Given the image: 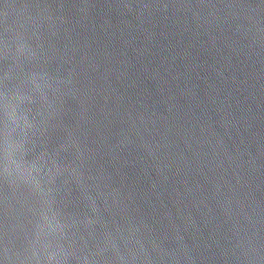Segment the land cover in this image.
<instances>
[{
  "label": "water",
  "instance_id": "water-1",
  "mask_svg": "<svg viewBox=\"0 0 264 264\" xmlns=\"http://www.w3.org/2000/svg\"><path fill=\"white\" fill-rule=\"evenodd\" d=\"M0 264H264V0H0Z\"/></svg>",
  "mask_w": 264,
  "mask_h": 264
}]
</instances>
